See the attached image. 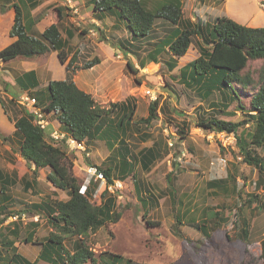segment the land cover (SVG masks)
<instances>
[{"label": "rangeland", "instance_id": "1", "mask_svg": "<svg viewBox=\"0 0 264 264\" xmlns=\"http://www.w3.org/2000/svg\"><path fill=\"white\" fill-rule=\"evenodd\" d=\"M79 1L81 2L52 0L51 4L52 22L57 20V8L63 9L62 5L67 4L65 9L68 11L64 15L68 18L64 19V23L60 21V29L63 38H67L66 28L75 33L68 46L69 59L73 54L77 56V69L73 77L75 74L79 75L84 84L91 81L93 75L87 73L90 69L84 68L83 65L98 56L100 61H104L95 73L101 72L108 76L111 82L107 80L106 85L109 88V83L113 84L115 90L108 96L114 97L118 102L129 100L128 113L134 107V115L122 136L130 149L129 163L132 162L135 175L121 177L123 165L119 164L117 150L110 148L103 137L90 138L89 142L85 143L88 152H83L66 141L67 153L73 161V171L82 185V190L91 189V200L94 203L101 202V193L106 187V178L94 165L101 168L114 166L111 172L113 182L109 185L111 189L114 190L113 185L117 181L123 183L122 189H115L114 192L108 186L107 196L112 194L117 198L116 210L120 212V218L117 222H108L96 233L89 235L88 242L93 251L97 255L104 251L120 253L124 258L131 260L129 264H264L261 260L264 243V189L258 181L259 171L243 162L242 157L237 154L236 133L204 129L197 124L202 117L234 121L247 118L248 112L252 111L251 99L260 84L259 72L264 65V59L251 62L245 70L252 74L254 84L234 82L232 88L237 93L235 94L231 89L228 91V87L225 88L222 83L224 87L206 97L202 92L199 93L198 87L186 85L187 79L184 81L181 76L183 67L187 66L185 69L189 74L192 71L190 63L200 54V37H193V43L181 57L173 56L168 47L157 52L160 41L175 27L168 20L159 18L147 37L133 42L131 47L125 50L124 40L130 44L132 37L126 22L114 24L110 19L108 23L96 24L91 21V12L88 14L93 7V0H88L92 2V7L88 10L79 6ZM144 1L152 8L163 0ZM15 2L17 0H0V6H12ZM181 2L182 17L185 19H201L205 23L213 24L218 16L227 15L241 24L264 27V0ZM10 18L2 22V33ZM6 39L7 36H0V48ZM46 56H51L48 64L52 67L53 75L62 76L59 58L52 52L39 56L38 71L47 70L48 67L42 64ZM152 56H156L158 62L151 60ZM170 59L175 64L173 69L169 67ZM142 60L146 61V65H141ZM3 73L5 68L0 67V78H3ZM47 84L33 88L29 96L34 97L37 91L45 90ZM86 86H89L88 83ZM89 87L96 92L97 85ZM146 88H154L160 93L154 100L158 102V114L149 123L142 121V118L148 116L149 105L153 102L145 94ZM224 92L233 99L228 108L220 104L224 102ZM16 93L15 108L18 114H21L22 108L26 107L22 104L21 97L28 94V91L20 89ZM0 94L7 101L11 97L1 85ZM96 97L105 98L100 95ZM112 102L108 101L106 106ZM42 113L45 120L57 118L54 111ZM123 113L120 107H116L115 113L109 118L114 117L116 124ZM11 114L16 115L12 111ZM250 125L241 126L238 134ZM118 131L121 133L120 129ZM49 137L56 140L52 135ZM150 147L154 158L151 166L145 168L142 164V153ZM149 153L151 152L147 151L146 155ZM260 154L264 156V148ZM8 161L0 159V164L4 166L0 167H3L5 172L14 168L22 178L9 187L10 193H5L6 199L1 198V201L6 202L8 196L14 197L12 212L4 213L5 223L9 222V217L19 215L20 218L0 228V253L8 250L7 258L12 254V251H9L10 246L3 244V234L5 239H15L19 245L17 252L20 258L10 264H19L18 260L22 258L30 262L37 260L36 264H50L43 258L38 260V255L42 248L40 243L46 240L54 228L38 209L31 208L29 204L40 203L47 198L66 200L69 196L49 181V167L40 168L34 173L33 168L22 156L14 162L11 161L12 165L8 164ZM228 173L234 175L236 181L228 179L230 181L227 190L209 186L210 181L226 178ZM28 202L30 203L25 204ZM214 213L218 215L215 216ZM22 215H25V218H22ZM34 215H41L37 219V226L31 225L36 222L33 220ZM179 215L181 222H177ZM202 220L207 223L204 227L206 231H202L198 226ZM15 226L17 233L9 230ZM244 229H248L247 239L243 238ZM32 230H35L33 240L27 242L26 237L30 236ZM74 239L72 237L65 242L71 247ZM107 257L111 258V255ZM1 263L7 264L8 261ZM116 264L122 263L118 261Z\"/></svg>", "mask_w": 264, "mask_h": 264}, {"label": "trees", "instance_id": "2", "mask_svg": "<svg viewBox=\"0 0 264 264\" xmlns=\"http://www.w3.org/2000/svg\"><path fill=\"white\" fill-rule=\"evenodd\" d=\"M37 1L32 0L30 6H35ZM93 3H95V9L99 11H117L118 17L126 22V25L130 27L132 37L137 40L147 37L159 18L173 23L175 25L173 31L160 41L157 52L168 47L173 56L181 57L187 53L193 43V37H200V54L190 63L192 71L189 74L185 69L187 66L183 67L181 76L184 81L187 79L186 85L198 87L199 93L202 92L206 97L211 96L215 90L224 86L228 87V91L231 89L233 93L237 94L232 88L234 82L239 81L244 85L254 84L252 74L245 70L251 62L264 59V27L241 24L227 15L218 16L213 24L205 23L201 19L197 21L185 19L182 17L181 0H163L157 2L152 8H149L144 0H93ZM21 4V2L20 4L15 2L10 6L14 11L13 24L5 35L7 41L5 46L0 49V60L8 61L18 56L32 58L50 51H57L60 61L66 65L67 77L53 79L49 81L45 90L34 93L37 100L36 105L41 111H54L65 127L68 137L72 136L81 142L90 138L103 137L110 148L117 150L120 158L119 164L123 165V169L120 171L121 177L128 174L135 175L132 162L129 163L130 149L122 136L134 115V107L128 113L130 110L129 100L121 103L116 101L109 106H102L91 93L81 89L73 79V74L77 69V56L73 54L69 59L68 53L69 40L74 37V32L70 30L67 38H63L59 25L61 13H58L57 20L52 22L40 36H32L27 33L23 22L24 11ZM57 10L60 12L59 8ZM124 41V48H128L129 42ZM151 60L158 62L156 56H152ZM99 62L100 58L96 56L85 62L83 67L90 68ZM169 63L171 69L175 68L171 59ZM128 64L130 67L132 66L131 62ZM141 65H146V61L142 60ZM259 74L260 84L251 99L252 111L248 112L247 118L234 121L202 117L197 124L204 129L236 133L237 154L242 157L243 162L258 169L260 174L258 181L259 184L262 183L264 189V156L260 154L264 148V65ZM16 83L22 90L28 91V94L40 84L35 70L24 72L17 77ZM0 85L4 87V91L8 92L10 86L8 81L0 78ZM16 97L17 94L12 95L7 101L0 94V102L5 112L14 120L16 129L22 136L20 144L22 158L31 168L34 166V173H37L40 168L49 167V181L56 188L64 190L69 196L66 200L47 198L32 206L38 209L54 228L46 240L40 243L42 248L38 260L43 258L50 264L56 262H58L56 264H87L88 262L116 264L118 261H121L122 264H129L131 260L124 258L120 253L104 251L97 255L88 242L91 233H96L108 222H117L120 218V212L116 210L117 198L112 194L107 196L108 186L113 182L111 172L114 166L101 168L94 165L95 169L106 178V187L101 193V202L94 203L91 200V189L87 188L83 191L82 185L73 171V161L67 153L66 140L50 138L49 135L53 131L41 127L36 121V116L26 107L22 108L21 114H18L15 108ZM232 102L231 96L224 92V102L222 101L220 104L228 108ZM120 105L127 110L115 124L114 117L109 118V116L115 113L116 107L119 108ZM157 110L158 102L153 101L149 105L148 116L142 118V121L149 123L157 116ZM11 111L16 115L13 114V116ZM246 124L251 125L242 129L238 134L239 128ZM118 129L121 130V133ZM147 151L151 153L146 155ZM152 154V147L142 153L144 158L142 164L145 168L151 166L154 158ZM0 174L3 172L1 171ZM13 175L16 176L17 173L14 171ZM228 179L236 181V177L228 173L226 178L210 181L209 186L227 190L228 181H230ZM15 182L13 176L11 177L9 174L2 182V191L5 193L7 186ZM255 195L257 196V194ZM5 197L7 196L5 195ZM213 215L217 216L218 213ZM5 218L6 215L0 218V228L3 227L1 224ZM177 222H181L180 215ZM31 225L37 226L38 223L36 221ZM198 226L202 231H206L204 227L207 226V223L202 220ZM13 228H9V230L17 233L16 226ZM243 232V238L247 239L248 229H244ZM34 235L35 230H32L30 236L26 237V241L31 242ZM2 237L5 241L7 240L3 244L10 246L9 251L11 250L12 254L10 258H7L8 250L0 253V264L4 260L10 264L20 258L15 245L16 240L5 239L3 234ZM72 237L75 239L72 240V245L69 247L65 240L72 239ZM108 255H111V258L107 257ZM261 257L264 263V243ZM18 261L19 264H36L37 262V260L30 262L23 258Z\"/></svg>", "mask_w": 264, "mask_h": 264}, {"label": "crops", "instance_id": "3", "mask_svg": "<svg viewBox=\"0 0 264 264\" xmlns=\"http://www.w3.org/2000/svg\"><path fill=\"white\" fill-rule=\"evenodd\" d=\"M36 1V0H34ZM18 3H22L21 7L24 15V24L26 26V30L27 33H29L32 36H40L41 33L52 24V0H38L37 4L33 7L30 6V3L32 2V0H17ZM57 2V1H55ZM64 2V1H63ZM82 2V3H81ZM81 2L79 1V6L85 8L88 10V8L91 6L90 3L92 2H88V0H81ZM88 4V5H87ZM62 6H67V4H63ZM93 6V7H92ZM91 9L88 11V14H92V19L91 21L95 22L96 24H103V23H108L110 21V19H112L113 23L116 24V22L118 23H122L125 22L122 18L118 17L117 15V11H112V12H108V11H103V10H97L95 9V3H93ZM69 7V6H68ZM61 13V19L59 21H61V23H64V19L67 20V16L65 17L64 13L68 11V9H65L62 7L59 8ZM115 10V9H114ZM13 10L11 9L10 6L8 5H4L3 7L0 6V36L5 37L7 31L11 28L12 24H13V14H12ZM8 17L10 18V21L5 25L4 27V32H1L2 27V22L5 21V19H7ZM114 18V19H113ZM113 24V25H114ZM60 25V22H59ZM104 27V26H103ZM61 30V29H60ZM66 36H68V33L70 32L69 28H66ZM2 33V34H1ZM62 33V30H61ZM63 36V34H62ZM75 36V33H74ZM140 39H136L131 37V43L133 42H138ZM7 41V40H6ZM103 42V41H102ZM6 44V42L4 43V45L2 47H4ZM109 44V43H108ZM109 46V45H108ZM128 48H125V50L129 49L131 47V44H127ZM1 47V48H2ZM114 47V46H112ZM0 48V49H1ZM111 50V49H110ZM54 54H57V51H50ZM49 53V52H47ZM45 53V54H47ZM130 53V52H128ZM45 54H40V55H36L32 58H26V57H15L13 59H10L8 61H1L0 60V67H4L5 68V73H3V78L8 81L10 83L9 86V90L8 92H6L8 95H10L12 97V95L17 94L16 92H18V90L21 89V87L16 83V79L17 77L21 76L24 72H27L29 70H35L37 73V77L38 80L40 82L39 86L45 84V83H49V81L53 80V79H65L67 77V71H66V67L65 64L62 63L60 61V64L62 66V76H58V75H53L52 72V67L49 66L48 61L49 58L51 56H49L47 58L44 57V61L42 62L43 66H46L48 68H46V71H38V66L40 65V63L38 62V58L39 56H45ZM58 56V54H57ZM59 58V57H58ZM103 59H101V61L97 64H95L94 66L88 68L90 69V71H87V73H91V75H93V77L90 78L91 81L86 82L85 84L80 81V77L79 75H74L73 79L76 82V84L83 90L91 93L93 95V97L95 98V100L101 104L102 106H106V103L108 101H113L116 102V99L114 97L108 96V94L112 95L113 94V84L109 83V88L106 85L107 80L109 82H111L109 80L108 76H104V74L100 72V74L95 73L97 68L102 67L103 65ZM38 62V63H37ZM45 70V69H44ZM95 73V74H94ZM79 78V79H77ZM82 83V84H81ZM88 83L89 86H95L97 85L96 88V92L94 90H92V88H90L89 86H86V84ZM16 85H18L19 87H16ZM102 88H104V90H102ZM100 90V91H99ZM99 92H101V94H99ZM95 94V96H94ZM96 95H100V96H105V98H98L96 97ZM120 100V99H119ZM127 99L124 100H120L119 102H126ZM105 103V104H104ZM120 109L125 112L127 109L120 105ZM57 115V114H56ZM55 115V117H56ZM53 116V115H52ZM49 123L48 128L50 131H61V132H66L65 127L61 124L60 120L58 118H53L50 121L47 120ZM0 159L3 161L9 160L8 164L12 165L15 160H17V158L19 159L21 157L20 155V144L22 141V136L21 134L18 132V130L16 129V126L14 124V120H12L9 115L5 112L1 102H0ZM67 133V132H66ZM84 143L89 142V139L83 141ZM12 161V162H11ZM2 165V164H0ZM3 166V165H2ZM4 167V166H3ZM3 167H0V172L2 171L3 174H0V216L3 217L7 213V211H11L12 208V204L13 202V195L8 196L9 198L6 200V202L1 201L2 199H6L5 198V193H10L9 192V187L15 185L16 182H19L20 178L18 175L14 176L13 175V171L15 170L14 168H12L10 171L6 170L7 172H5L3 169ZM2 168V169H1ZM33 168V166H32ZM11 175V177L13 176V178L15 179V183L11 184L9 186H7V189L5 191V193L2 191V182L4 181L5 178H7L8 175ZM27 199V198H26ZM8 202V204L11 207H7L8 204H6ZM25 203V204H29ZM30 207L33 208L32 206L35 205V202H31ZM28 206V205H26ZM24 206V207H26ZM39 213V212H38ZM40 216V215H39ZM38 215H34L33 220H36L38 217ZM10 218V217H9ZM37 221V220H36ZM11 222L13 221H9L6 222L5 221L1 224V225H8L11 224ZM15 245L18 248V243L16 241Z\"/></svg>", "mask_w": 264, "mask_h": 264}, {"label": "built area", "instance_id": "4", "mask_svg": "<svg viewBox=\"0 0 264 264\" xmlns=\"http://www.w3.org/2000/svg\"><path fill=\"white\" fill-rule=\"evenodd\" d=\"M145 94L148 95L152 101L156 100L158 96L160 95V93H157V91L154 88H146ZM21 98H22L21 100L22 104H24L27 107V109L36 116V119H37L36 121L41 125V127L46 128L49 122L43 118V113L41 109L36 105V102H37L36 98L30 97L29 94H24L22 95ZM51 135L57 140L67 138L66 141L68 144L75 146V148L83 152H88L87 147L83 141L82 142L78 141L76 138L72 136L68 137L65 132L53 131ZM113 187H114V190L115 189L120 190L123 187V183L121 181H117L115 185H113ZM109 189L112 192H114V190L111 189L110 186H109ZM19 218H20L19 215H15L14 217H10L9 221L18 220ZM22 218H25V215H22ZM36 218L38 219V217Z\"/></svg>", "mask_w": 264, "mask_h": 264}]
</instances>
